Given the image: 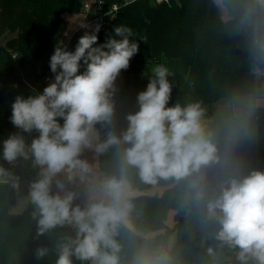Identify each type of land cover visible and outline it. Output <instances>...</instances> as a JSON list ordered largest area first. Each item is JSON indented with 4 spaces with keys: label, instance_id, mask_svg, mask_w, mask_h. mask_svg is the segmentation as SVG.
I'll return each mask as SVG.
<instances>
[{
    "label": "clouds",
    "instance_id": "clouds-1",
    "mask_svg": "<svg viewBox=\"0 0 264 264\" xmlns=\"http://www.w3.org/2000/svg\"><path fill=\"white\" fill-rule=\"evenodd\" d=\"M216 2L222 6V0ZM258 3L264 6V0ZM98 31L99 25L81 36L74 51L57 45L50 57L54 80L42 93L18 95L11 105V123L23 133L35 130L39 135L28 144L24 135L11 134L2 145L4 161L14 165L23 158L39 169L28 193L37 237L57 226L75 230L74 238L57 245L55 264H73V257L91 264H120L117 237L121 227L131 230L134 210L130 170L147 185L185 182L190 202L203 210L206 222L217 225L218 241L239 250L240 264H264V170L245 169L235 155L239 142L252 135V120L264 97H234L227 105L232 114L221 118L223 127H210L200 102L168 106L171 73L157 64L146 90L137 95L139 110L126 116L127 128L119 135L108 130L100 140L97 125L113 124L116 81L130 67L139 44L127 26H115L103 44L98 43ZM250 56L252 75L264 77V38L253 40ZM85 149L97 155L114 150L116 173L98 172L81 158ZM213 166L222 170L210 179ZM19 179L0 166V183L17 188ZM77 185L86 188L83 206L74 204L79 193L69 187ZM47 254L46 247L36 251L37 259ZM132 264H171V258L164 251L141 249Z\"/></svg>",
    "mask_w": 264,
    "mask_h": 264
},
{
    "label": "trees",
    "instance_id": "trees-1",
    "mask_svg": "<svg viewBox=\"0 0 264 264\" xmlns=\"http://www.w3.org/2000/svg\"><path fill=\"white\" fill-rule=\"evenodd\" d=\"M83 1L0 0V37L13 34L0 47L7 53L0 66V166L10 171L15 170L3 160V141L11 134L23 135L10 121L11 105L18 95L27 98L42 93L49 84L46 79L54 75L50 57L67 39L66 15L80 14ZM102 1L104 9L95 23L99 25L98 43L103 44L115 26L123 25L133 30L131 39L139 44V52L117 78L113 124L97 125L100 140L106 138L108 130L119 135L127 128L126 116L139 110L137 95L146 90L151 68L157 64H164L171 73L168 106L200 102L206 109L223 99L256 93L264 85V77L257 80L250 71L252 42L264 38V6L258 0H222L227 19L222 18L214 0H129L126 4L125 0ZM113 4L121 7L110 22L107 12ZM83 35L82 31L75 33L67 50L74 51ZM206 117L212 121L210 127H223V116L206 111ZM251 129L252 135L239 142L235 155L242 161L258 159L259 170H264V108L256 111ZM38 135L33 130V138ZM216 170L220 174L222 166ZM116 171L114 150L99 155L100 173L112 175ZM129 179L141 194L132 201L131 230L121 227L117 237L121 244L120 264H132L141 249L167 252L171 264H240L236 258L239 250L218 241L217 225L206 222L203 210L190 202L185 182L161 180L158 185L164 186L162 193L149 195L147 191L154 185L141 183L135 170H130ZM17 188L0 183V264H55L57 245L70 237V231L67 225L57 226L37 237L31 201L21 214L10 210L16 203ZM172 211L174 224L168 226ZM173 233L176 240L170 246ZM40 247H46L48 254L37 259ZM73 264L89 263L73 257Z\"/></svg>",
    "mask_w": 264,
    "mask_h": 264
},
{
    "label": "rangeland",
    "instance_id": "rangeland-1",
    "mask_svg": "<svg viewBox=\"0 0 264 264\" xmlns=\"http://www.w3.org/2000/svg\"><path fill=\"white\" fill-rule=\"evenodd\" d=\"M90 2L92 4L95 3L94 0H90ZM214 2L217 4L216 0H214ZM218 7L220 9V14H221L222 18L227 19L228 15H227V11H226V8H225L223 2H222V6L218 5ZM94 17H95V15L93 16V18ZM93 18H90L88 16L86 17L84 15V13L66 15V20L68 21V30L66 32V37L68 38L72 34V32H74L78 27L82 26L86 21L91 20ZM85 30H87L89 32H95L96 25L92 24L89 27H87ZM12 37H13V34H11V33H8L5 36L0 37V47H4L7 40L12 38ZM6 56H7V53L4 50H1L0 51V66L2 65L3 61H5ZM259 79H257V80H259ZM256 93L259 96L264 97V85L262 87L258 88ZM247 96H249V95L237 96L235 98H243V97H247ZM229 101H231V100H229V99L220 100V101L214 103L213 105H211L209 107V109L211 111H213L215 113V115H217V116H223V117L224 116H230L232 114V112H231V109L227 107ZM260 108H264V102L261 103V106L257 109V111ZM239 161L247 170H252V169L259 170V164L260 163H259L258 159H256V160L251 159V160H245V161L239 160ZM216 167L217 166H213V168L210 169V173H209L210 179L218 178L220 176L219 172H217V170H216ZM163 190H164V186L156 184L147 191V194H149V195H160ZM135 191H137V190H135ZM137 192H139V191H137ZM12 211L15 213H19L18 212L19 210L17 208L16 209L11 208V212ZM167 224H168V226H173V224H174V212L173 211L170 212V214L168 216ZM151 235L152 234H150V236ZM71 237H73V236L71 235ZM175 240H176V234L173 233L170 237V246H172L175 243Z\"/></svg>",
    "mask_w": 264,
    "mask_h": 264
},
{
    "label": "crops",
    "instance_id": "crops-1",
    "mask_svg": "<svg viewBox=\"0 0 264 264\" xmlns=\"http://www.w3.org/2000/svg\"><path fill=\"white\" fill-rule=\"evenodd\" d=\"M94 15H95V12L93 10H91L85 16L93 18ZM209 107H207L205 110L206 111H210V112H212L215 115V113L213 111H211L209 109ZM97 132H98V134L100 136V131L98 129H97ZM23 135L25 136L26 143L30 144L31 140L33 139L32 133H30V134L29 133H23ZM81 158L88 160V162L90 164H94L96 166V168H97V171L99 172V155H97L94 151L85 149L84 152L82 153ZM21 160L23 162V166H22L21 169L18 170L19 173H17V170L11 171L14 175H16V176H18L20 178L19 179V186L17 188L16 203L12 207L13 209L17 208L19 210L18 211L19 213H15V212L12 211V213H14V214H21L27 209L28 204L30 202V198H29V195H28L29 189H30V184H31L32 181H34V180H36L38 178V172H39L38 168H34L32 166V161L31 160L25 161V160H23V158H21ZM58 178L59 179H63V176H60ZM69 187L73 188V190H75V191H77L79 193V199L74 201V204L78 203L81 206H83L87 202V193H86L85 186L77 185V186H69ZM53 188H54V186H53ZM140 194H141L140 192L135 191L134 197H137ZM69 231H70V237L72 235L73 236L72 238H74L75 237V230L74 229L73 230L69 229Z\"/></svg>",
    "mask_w": 264,
    "mask_h": 264
},
{
    "label": "built area",
    "instance_id": "built-area-1",
    "mask_svg": "<svg viewBox=\"0 0 264 264\" xmlns=\"http://www.w3.org/2000/svg\"><path fill=\"white\" fill-rule=\"evenodd\" d=\"M129 0H125V3H128ZM161 1H165V2H168V0H160ZM94 4H92L90 2V0H84L83 3H82V8H81V13H84V15L88 14L89 11L93 10L95 12V17L91 20H88L86 21L82 26L78 27L74 32H72V34L66 39V41L63 43V46L66 48H68V44H69V41L71 40L72 36L77 33V32H80L82 31L84 34L86 32H89L87 30H85L87 27H89L90 25L92 24H95L98 20V13L99 12H102L103 9H104V2L102 0H94ZM120 4H113L111 6V8L109 9V11L107 12V16L109 18V21H113L116 17V15L118 14V11L120 9ZM54 80V75L52 76H49L47 79H46V82L50 83ZM23 166V162L21 160V158H18L17 162L12 165V164H9L8 163V167L12 170H19L21 169ZM68 229H72V227L70 226H67ZM89 264H91L90 261H88Z\"/></svg>",
    "mask_w": 264,
    "mask_h": 264
},
{
    "label": "water",
    "instance_id": "water-1",
    "mask_svg": "<svg viewBox=\"0 0 264 264\" xmlns=\"http://www.w3.org/2000/svg\"><path fill=\"white\" fill-rule=\"evenodd\" d=\"M237 53L238 54H240V51H237ZM42 78H44L45 77V74H42V76H41ZM17 173H19V171L17 170Z\"/></svg>",
    "mask_w": 264,
    "mask_h": 264
}]
</instances>
